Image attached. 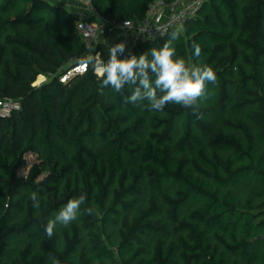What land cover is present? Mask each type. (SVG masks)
Returning <instances> with one entry per match:
<instances>
[{
    "label": "trees",
    "instance_id": "16d2710c",
    "mask_svg": "<svg viewBox=\"0 0 264 264\" xmlns=\"http://www.w3.org/2000/svg\"><path fill=\"white\" fill-rule=\"evenodd\" d=\"M155 1L91 3L136 23ZM78 20L48 0H0V99L20 105L0 117V264H264L254 240L264 234V0H208L183 29L123 53L179 31L177 56L217 75L198 115L125 104L130 89L102 87L91 69L61 83L88 54ZM91 49L108 59L109 46ZM38 75L47 80L34 87ZM29 154L36 162L19 177ZM80 194L78 219L48 238L47 222Z\"/></svg>",
    "mask_w": 264,
    "mask_h": 264
},
{
    "label": "clouds",
    "instance_id": "9594fccd",
    "mask_svg": "<svg viewBox=\"0 0 264 264\" xmlns=\"http://www.w3.org/2000/svg\"><path fill=\"white\" fill-rule=\"evenodd\" d=\"M181 33L173 31L169 39L159 49L152 48L140 54L123 56L126 44L123 42L112 45L108 59L105 61L101 53L89 49L88 54L79 57L76 63L82 70L91 69L102 81V87L111 88L114 92L123 94L126 87L130 95L124 96L125 104H141L149 111L160 112L169 104L180 105L193 109L198 115V101L208 96V84L215 83L217 75L214 69L206 64H189L182 57L177 56L175 42L179 41ZM192 56L199 59L201 47L193 42ZM123 56V58H121ZM202 118V116H198ZM32 206L40 208L37 193L30 194ZM86 194L69 199L59 210L55 219H51L45 226V233L52 238L57 225L69 226L81 214V206L86 201ZM92 214L93 209H84ZM50 264H61L56 257H50Z\"/></svg>",
    "mask_w": 264,
    "mask_h": 264
},
{
    "label": "built area",
    "instance_id": "2783aa9c",
    "mask_svg": "<svg viewBox=\"0 0 264 264\" xmlns=\"http://www.w3.org/2000/svg\"><path fill=\"white\" fill-rule=\"evenodd\" d=\"M75 1L84 4L91 13L90 18L78 20L76 27V32L86 49L89 50L98 44L111 47L123 42L126 44V51H131L139 42L161 39L170 30L181 29L187 20L196 16L202 4L208 0H173L170 3L156 0L150 5L144 20L136 23L110 21L94 10L91 0ZM86 72L77 64L62 71L58 79L65 84L74 76ZM18 110L20 105L16 101L0 99L1 118H7Z\"/></svg>",
    "mask_w": 264,
    "mask_h": 264
},
{
    "label": "crops",
    "instance_id": "0c3cea01",
    "mask_svg": "<svg viewBox=\"0 0 264 264\" xmlns=\"http://www.w3.org/2000/svg\"><path fill=\"white\" fill-rule=\"evenodd\" d=\"M49 2L62 6L72 14L78 16L79 19H88L91 17V13L88 8L75 0H48Z\"/></svg>",
    "mask_w": 264,
    "mask_h": 264
},
{
    "label": "rangeland",
    "instance_id": "374dc122",
    "mask_svg": "<svg viewBox=\"0 0 264 264\" xmlns=\"http://www.w3.org/2000/svg\"><path fill=\"white\" fill-rule=\"evenodd\" d=\"M82 20V19H79ZM183 29V27L181 28ZM47 80V76L46 75H38L37 78L35 79V81L32 83V86H36L39 87L41 84H43L45 81ZM26 159V163L24 166H22L19 171H18V176L19 177H24L26 176L30 166L36 162V156L33 154H29L26 155L25 157Z\"/></svg>",
    "mask_w": 264,
    "mask_h": 264
},
{
    "label": "water",
    "instance_id": "95a60500",
    "mask_svg": "<svg viewBox=\"0 0 264 264\" xmlns=\"http://www.w3.org/2000/svg\"><path fill=\"white\" fill-rule=\"evenodd\" d=\"M254 240H260V241H264V234L263 235H261V236H259V237H257L256 239H254Z\"/></svg>",
    "mask_w": 264,
    "mask_h": 264
}]
</instances>
